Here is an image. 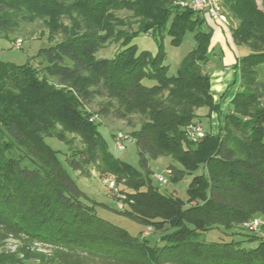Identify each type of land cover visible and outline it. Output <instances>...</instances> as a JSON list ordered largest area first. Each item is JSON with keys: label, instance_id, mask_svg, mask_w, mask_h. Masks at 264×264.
I'll use <instances>...</instances> for the list:
<instances>
[{"label": "trees", "instance_id": "16d2710c", "mask_svg": "<svg viewBox=\"0 0 264 264\" xmlns=\"http://www.w3.org/2000/svg\"><path fill=\"white\" fill-rule=\"evenodd\" d=\"M180 1L0 0L1 36L38 14L46 16L54 41L39 50L35 64L0 61V231L55 253L24 249L0 255V264H59L60 252L104 264H264V0L260 6L257 0H221L231 38L245 50L233 65L237 88L224 108L214 102L206 69L211 31L201 12ZM186 32L193 33L195 47L170 75L163 38L177 45ZM139 35L152 37L156 50L139 49L133 43ZM107 44H116L111 55L101 52ZM94 95L114 100V113L127 119L139 170L106 150L95 113L86 108ZM201 107L207 118L216 113L217 129L212 132L207 120L203 136L193 138ZM67 132L82 147L63 153L66 165L111 175L123 213L144 231L132 235L85 202L59 151L45 141L68 142ZM158 157L174 162L167 182L201 169L187 185L186 200L152 184L149 161ZM259 215L261 234L243 226ZM212 229L228 237L204 239ZM147 230L158 233L153 243L143 235Z\"/></svg>", "mask_w": 264, "mask_h": 264}, {"label": "rangeland", "instance_id": "374dc122", "mask_svg": "<svg viewBox=\"0 0 264 264\" xmlns=\"http://www.w3.org/2000/svg\"><path fill=\"white\" fill-rule=\"evenodd\" d=\"M219 1L221 2V0ZM257 2L260 6L259 0H257ZM220 7L223 13L226 15L227 22H225V24L229 29L230 20H228L227 14L221 3ZM43 19H46V16L44 17L43 15L34 14L32 15V19L29 22L21 23L20 27L15 29L13 33H9L7 36L0 35V61L14 65H22L26 63L35 64L38 60L36 55L39 50L54 43V41L48 40V30ZM18 38H20L22 42L20 47L16 48L13 43ZM133 43H135L139 49H147L150 51L156 50L155 41L150 36L139 35L133 40ZM162 43L163 63L168 66V74L175 75L185 55L195 47L193 33L186 32L182 37L181 42L177 45L172 44L168 36L163 38ZM115 49L116 44H107L101 49V52L105 55H111ZM97 55L99 56L101 53H97ZM222 64L223 61H221L218 51L214 50L210 54V59L207 63L206 69L209 71L212 68L221 66ZM49 79L50 81L55 82V80L52 78ZM234 83L235 87H237V82L234 81ZM112 104L116 105L114 100L112 103H110L109 101H106L104 97H101L100 95H94L88 100V103H86V108L89 111L95 113L92 117L95 122L99 123L97 129L105 140L106 150L111 153L114 158L128 163L130 167L135 170H139V157L136 145L129 140L126 142L123 149H119L115 144L114 137L116 134L119 132L129 134L131 127L128 126L127 119L120 118L114 113V106ZM197 112L201 115V128H203V130L207 129L206 127L208 118L205 116L206 108L201 107L197 110ZM137 121L138 117L133 116V128L138 127ZM217 123L218 122L215 117L212 124L213 130L215 132L217 129ZM65 139L68 142L59 141L54 137H46L45 141L53 149L59 151L58 156L63 162L66 170L68 171L71 178L75 181L81 192L86 196L85 202L89 206L93 207L97 216L124 228L132 235H137L141 230L144 231L146 229L144 225L136 222L123 213L124 206L120 205L119 200L121 193L117 192L116 185L114 188L110 187V182L113 181V177L111 175L99 173L92 166H85V169H83L82 172H79L78 170H72L66 165L63 153L66 152L65 157H68L71 154L72 149L81 148L82 143L80 138L74 133L67 132L65 134ZM172 163H174L173 160L168 157H158L149 161V170L151 172L150 177L152 184L156 186L161 192L177 195L179 198L186 200L187 185L192 175L194 173H200L201 169H198L191 174H185L184 177L177 182L169 181L166 183H160L157 180V176H162L165 179H169L167 166L171 165ZM89 170L90 172L86 173ZM120 187L121 185H119V188ZM254 221H257L260 224L263 222V219L260 215L254 216L252 219H249L243 223V226ZM255 229H257L256 233H260L258 231V226ZM144 234L149 238L150 243H153L155 238L158 237V233L154 230H147L143 233V235ZM203 237L206 240H219L228 236L224 234L223 230L212 229L205 232ZM244 245L247 247H254L256 242H244ZM24 249H28L31 254L35 255L36 253H43L47 256H52L55 254L53 251L54 248L46 244L31 242L23 235L17 237L10 233H4L0 231V255H8L16 251H23ZM60 254L62 255L60 257L59 264H69L74 260L82 261L84 264H104L99 259L80 254H75L74 256H70L69 254L67 255L66 253L63 254L62 252H60ZM21 255L22 254L18 253L17 257H21ZM25 264L41 263L35 259H27L25 260Z\"/></svg>", "mask_w": 264, "mask_h": 264}, {"label": "crops", "instance_id": "0c3cea01", "mask_svg": "<svg viewBox=\"0 0 264 264\" xmlns=\"http://www.w3.org/2000/svg\"><path fill=\"white\" fill-rule=\"evenodd\" d=\"M201 14L204 17L206 29L211 31L210 49L217 50L221 61H223L221 66L212 68L208 72L210 75V92L214 102L224 108L237 88L234 83L236 72L233 65L245 50L235 45L225 23L210 18L205 12H201ZM214 116L217 120V115L214 112L208 118L212 132H215L212 125Z\"/></svg>", "mask_w": 264, "mask_h": 264}, {"label": "built area", "instance_id": "2783aa9c", "mask_svg": "<svg viewBox=\"0 0 264 264\" xmlns=\"http://www.w3.org/2000/svg\"><path fill=\"white\" fill-rule=\"evenodd\" d=\"M220 1L219 0H181L180 4L185 7H189L190 9L197 11V12H205L210 18L218 20L222 23L227 22L226 15L223 13L221 7H220ZM21 39L18 38L14 41L13 45L16 48H19L21 45ZM193 130L190 131V136L193 138H200L204 134V130L201 128L200 125H195L192 127ZM115 138V144L119 149H123L126 142L130 140V137L128 134L124 133H117ZM169 172V171H168ZM157 180L160 183H166L167 179H165L162 176H157ZM110 187L114 188V181L110 182ZM122 197V196H121ZM120 205L122 206V201H120ZM258 222L254 221L249 223L250 228L255 229L258 226Z\"/></svg>", "mask_w": 264, "mask_h": 264}]
</instances>
